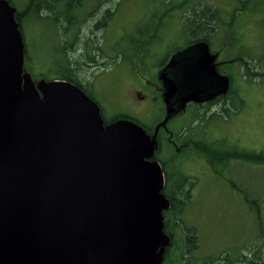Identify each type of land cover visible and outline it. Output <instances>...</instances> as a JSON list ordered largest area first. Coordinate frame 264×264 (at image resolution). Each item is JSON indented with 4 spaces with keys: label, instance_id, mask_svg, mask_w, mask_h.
Masks as SVG:
<instances>
[{
    "label": "water",
    "instance_id": "95a60500",
    "mask_svg": "<svg viewBox=\"0 0 264 264\" xmlns=\"http://www.w3.org/2000/svg\"><path fill=\"white\" fill-rule=\"evenodd\" d=\"M15 13L0 0V264H161L169 201L153 160L155 135L125 119L106 123L68 81L35 84L23 74ZM216 57L204 44L172 57L158 76L164 102L182 110L225 94ZM171 66L179 70L174 78Z\"/></svg>",
    "mask_w": 264,
    "mask_h": 264
},
{
    "label": "rangeland",
    "instance_id": "374dc122",
    "mask_svg": "<svg viewBox=\"0 0 264 264\" xmlns=\"http://www.w3.org/2000/svg\"><path fill=\"white\" fill-rule=\"evenodd\" d=\"M7 1L16 13L23 15L19 30L24 44V66L29 68L35 84L41 79L60 81L62 76L82 82L98 103L102 118L107 122L114 117L125 116L153 126L162 117V105H155L147 114L145 108L131 107L121 99L130 100L131 87L128 83H135L136 88L145 84L143 79L138 80L127 72L104 77L105 72L96 67L81 77L61 73L65 64L60 59V42L55 35L59 20H53L47 9L36 13L31 11L26 15L32 0ZM90 1L89 5L98 6L101 0H85V3L88 5ZM185 1L109 0L110 4L106 7L113 11V16L111 36L108 38L112 41L113 51H122L120 58L116 56L112 62L118 60L122 71L129 67L127 59L134 54V50L127 43L142 29L151 28L155 16L160 31L153 46L154 61L161 64L166 56L189 40L185 19L193 8L217 10L222 24L219 27L222 28L210 40L213 50H222L223 60L245 57L252 67L258 56L263 54L264 15L257 11V0H187V4H184ZM242 6H245V10L238 12ZM233 13L236 14L231 17ZM227 24L234 27L230 30L232 35L226 31ZM224 68L232 76V91L237 95L235 100L241 102L238 111L227 119L216 121L220 117H210L213 114L200 109L195 110L196 114L191 117L194 109L190 111L188 108L185 115L180 114L169 124V129L174 133L183 130L190 134L193 126H197L194 121L201 123L200 114H204L205 119H211L205 122V137L208 134L217 138L221 128L217 126L222 125L221 121L233 122V128L225 131L230 139L231 135H239L254 147V152L264 155V81L248 78L245 68L237 63H228ZM156 78L153 74L147 79L158 85ZM119 86L125 88L120 89ZM201 162L202 159L182 163V168L178 169L185 174L192 191L188 204L180 212L178 220L181 222L178 221L175 229L173 227L175 248H178L175 253L179 255L174 256L171 264H202L206 259L214 260L226 253L234 258L239 253L249 257L260 251L264 258V164L235 160L225 165L226 168L213 172L202 169ZM185 225L190 226L197 236V246L190 254L185 250Z\"/></svg>",
    "mask_w": 264,
    "mask_h": 264
},
{
    "label": "flooded vegetation",
    "instance_id": "af4514ba",
    "mask_svg": "<svg viewBox=\"0 0 264 264\" xmlns=\"http://www.w3.org/2000/svg\"><path fill=\"white\" fill-rule=\"evenodd\" d=\"M89 4H91V1L87 5L85 0H32L28 7H30L31 11H34L35 13L37 8H39V11L42 9H47V11L50 12L53 20H59L56 22L55 35L57 37V41L60 42V59L65 64V68L60 71L61 73L67 76L81 77L82 74L89 73L92 68L94 69L96 67H100V70L102 69L101 71L105 72L104 77L118 74L120 72H127L130 76L138 78V80H144L145 84L138 85V88H136L135 83H128L131 87L130 100H128L129 102L126 101L124 97H121V99L128 103L131 107H137L138 109L145 108L147 114L152 111V107L155 105H162V117L153 126H149L146 123L136 122L125 116H118L114 117L115 119H113L114 121L118 119L129 120L138 124L150 138L155 135L156 146L154 148L153 160H157L159 162L163 171L166 167L168 173L173 177L175 174H182L185 176V174L178 171V169L180 170L182 168V165L180 164L188 163L192 160L200 161V159H202V162L199 163L202 165V169H211L213 172H218L217 170L226 168L228 163H231L235 160H227V162L221 164L218 162L210 164L207 159L209 156L221 158L220 155H226L224 157H235L257 154L254 152V147L252 145H248L247 142H244V140L241 139L239 135H231L232 138L230 139V135L225 133V131L233 128V122L231 123L228 121L225 123V121H221L222 125H216L217 127H221L219 129L218 135H216L217 138H213V135L209 136L208 134L207 137H205L204 134L207 131L204 125L205 122L211 121V119H205L204 114H200L201 123L194 121L197 126H193L190 134L187 131L182 132L183 130L174 133L169 129V124L176 120L180 114L185 115L188 112V108L190 111L194 109L190 113L191 117L196 114L195 112L197 109H200L209 111L211 114H213L210 117L214 115L220 117V119H217L216 121L227 119L229 115L233 116L235 111H238V106L241 104V102L235 100L237 95L232 91V76L224 68V65L230 63L231 61L223 60L221 54L222 50H211L210 46L204 41L187 40L172 54L166 56L161 64L156 63L154 61L155 51L153 50V46L157 42L156 37L159 35L160 27L155 22L154 16L152 27L142 29L141 32H138V35L135 38H131V40H129L127 43L129 46H133L132 48L134 50V54L132 56L129 55L127 59L129 69L127 68L126 70L122 71L118 60L115 63L112 62L114 57L117 56L120 58L119 55L122 51H113L112 41H110V38H108L111 36L113 16V11L106 7L110 4L109 0H101L100 5L98 6ZM27 14L28 12H26V15ZM15 20L19 25L16 15ZM220 25L222 24H216V34L219 33L220 29L222 28L219 27ZM197 44H204L211 56H217L211 65L214 66L216 78H228V88L225 94L218 95L212 99L209 98L208 100L202 102L189 101L185 104V107L182 110H178V106L180 104H167L164 102L163 97L167 87L165 86L166 84L160 78H158V76L167 66L172 57H174L177 53L183 52L187 48ZM203 52V49L200 48L197 54L200 55L203 54ZM181 59L177 60L175 58L174 62L178 64ZM25 62L26 61L24 57L23 74H29L32 78L29 68L24 66ZM167 73L169 77L174 78L179 74V70L174 68V66H171ZM153 74H155L157 77L156 79L158 81V85L153 84L147 79ZM212 82L215 83V86L209 92L215 93L218 90V85L216 84L217 81L215 78H213ZM119 88L124 89L125 86H119ZM158 99L160 101H158ZM157 102L159 103L157 104ZM96 104L98 105L97 102ZM168 105H174L173 110L168 121L162 125L167 115L166 110ZM167 163L170 164L166 166ZM163 175L165 187L164 172ZM191 191L192 186L189 189V198ZM175 196L176 195H174V198ZM189 198L184 201L185 204H182L180 200L175 199L179 205H182L179 212L173 217L163 216V230L165 224L167 223L168 228L171 231V235H167L164 232L169 237L170 241L169 245L164 249L162 264L165 259V253H167L166 256H168V262L165 264H171L174 262L173 259L177 254L175 252L178 251V248H175L173 227L175 229L178 221H180L178 220L180 212L183 211L184 206L188 204ZM167 200L169 201V199ZM170 209L171 204L169 201V208L163 211L162 215L164 212H167ZM173 250L175 251L173 252ZM192 251L193 249L189 252L186 250L188 254H190ZM178 255L179 254H177L176 257H178ZM218 258L223 259L224 256H217L216 259ZM215 264H223V261L218 260Z\"/></svg>",
    "mask_w": 264,
    "mask_h": 264
},
{
    "label": "trees",
    "instance_id": "16d2710c",
    "mask_svg": "<svg viewBox=\"0 0 264 264\" xmlns=\"http://www.w3.org/2000/svg\"><path fill=\"white\" fill-rule=\"evenodd\" d=\"M184 4H187V0L184 2ZM257 4H258L257 11L260 14H262L263 12L264 15V0H257ZM243 10H245V6L239 8L238 12H241ZM38 11L39 8H37L36 12ZM26 12H28L29 14L31 12V8L28 7ZM205 13L207 14V17L205 16ZM234 14L236 13H233L231 17H233ZM15 15L19 22V29H20L23 15L20 13H16ZM217 16L219 15L216 9L212 10L211 8H206V9L199 8L198 10H196L193 8L192 13L189 14L185 19L187 22V31L190 37L189 41L190 40L204 41L212 49L213 42L210 40V38L212 37V35H216L215 25L221 24L220 18ZM227 26L228 27L226 28V31L229 34H231L230 30L231 27L233 26L231 24H227ZM247 60L248 58L245 57L232 58L230 60L231 61L230 63H237L241 67H244L245 74L246 76H248V78L254 77L256 80L264 81V48H263V54L261 56H258L257 60L255 61L252 67L250 66ZM60 80H65L76 85L86 95H88L91 99H93L92 95L90 94L89 91L85 89L82 82H78L76 80L71 79L70 77H65V76H62ZM114 119L112 121H114ZM104 121L107 123L105 119ZM224 156L226 155H220L221 158L209 156L207 159L210 164H214L216 162L221 164L227 162V160H238V161H247L249 163L264 164L263 154H254L250 156H235V157H224ZM163 172L165 173V187L162 193L165 195L167 199H169L171 204V209L167 212H164L163 216L173 217L179 212L180 208L182 207V205H179L178 202L175 201V199L180 200L182 204H185L184 201H186L189 198V189L191 187V184H187L188 182H186V176H183L182 174H175L174 177L171 176L166 170V167ZM174 195H176L175 198ZM184 230H185L184 231L185 250L189 252L197 246V236L195 235L193 229L190 227L185 226ZM164 232L167 235H171V231L168 228L167 223L165 224ZM166 254L167 253H165V259L163 264L168 262V256H166ZM218 260L223 261V264H264V258L261 256L260 251H257V253H253V255L252 256L250 255L249 257L243 255V253H239L234 258H232L230 255L228 256V253H226L223 259L220 258L214 260L208 259L203 261L202 264H215Z\"/></svg>",
    "mask_w": 264,
    "mask_h": 264
}]
</instances>
